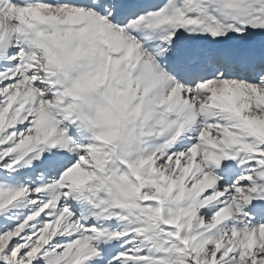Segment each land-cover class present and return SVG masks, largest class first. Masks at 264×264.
<instances>
[{"label":"snow or ice","instance_id":"obj_1","mask_svg":"<svg viewBox=\"0 0 264 264\" xmlns=\"http://www.w3.org/2000/svg\"><path fill=\"white\" fill-rule=\"evenodd\" d=\"M0 264H264V0H0Z\"/></svg>","mask_w":264,"mask_h":264}]
</instances>
